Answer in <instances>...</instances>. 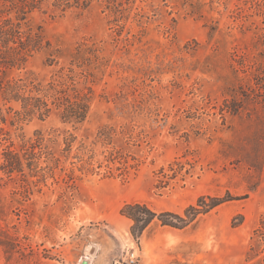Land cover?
Returning a JSON list of instances; mask_svg holds the SVG:
<instances>
[{
	"label": "rangeland",
	"instance_id": "1",
	"mask_svg": "<svg viewBox=\"0 0 264 264\" xmlns=\"http://www.w3.org/2000/svg\"><path fill=\"white\" fill-rule=\"evenodd\" d=\"M194 1L199 9L185 0H117L118 9L92 0L62 11L50 0L29 15L25 29L52 48L21 69L0 58L2 79L32 73L49 82L82 42L100 49L106 67L94 82L80 80L94 90L80 125L57 112L19 120L0 100L8 118L0 264H131L133 252L135 264H264V0ZM40 137L44 178L25 154ZM8 146L23 172L2 169ZM78 157L92 158L83 167ZM206 195L230 201L184 229L156 220L137 239L122 214L145 203L183 215Z\"/></svg>",
	"mask_w": 264,
	"mask_h": 264
},
{
	"label": "trees",
	"instance_id": "2",
	"mask_svg": "<svg viewBox=\"0 0 264 264\" xmlns=\"http://www.w3.org/2000/svg\"><path fill=\"white\" fill-rule=\"evenodd\" d=\"M50 0H1L0 6V58L7 66L21 69L28 58L34 53L51 50L52 45L41 33L26 30L25 25L30 14L42 9ZM92 0H54L53 6L65 11L73 7L86 8ZM113 8L123 7L117 0H108ZM185 5L199 9L200 4L194 0H185ZM120 11V10H118ZM100 49L95 44L80 43L71 51L69 67H62L49 82H40L32 73L5 81L0 77V100L4 106H9L19 120L33 117L46 119L57 112L65 122L83 124L87 121L94 101V90L86 86L80 88L82 78L86 84L94 82L96 76L104 74L106 67L104 58L99 54ZM60 50L52 51L51 56H59ZM54 60V59H52ZM77 70L81 71L79 77ZM85 84V83H84ZM235 112V111H233ZM8 118L4 115L0 104V141L8 132L3 125ZM76 137L70 135L66 139V151L71 152ZM25 154L33 156L31 170L35 176L44 178L43 169L36 163L37 157L45 153L47 146L45 138L40 137L35 142L25 145ZM26 156V155H24ZM5 162L2 169L7 174L23 172L22 157L8 146L4 150ZM92 157H89L91 159ZM83 167L88 163L78 157ZM90 164V163H89ZM229 197L202 196L195 205L184 210L183 215L172 212L158 213L145 203L128 204L122 209V214L133 222L132 235L139 239L143 233L158 220L162 226L184 229L202 215H206L222 204L230 201Z\"/></svg>",
	"mask_w": 264,
	"mask_h": 264
},
{
	"label": "built area",
	"instance_id": "3",
	"mask_svg": "<svg viewBox=\"0 0 264 264\" xmlns=\"http://www.w3.org/2000/svg\"><path fill=\"white\" fill-rule=\"evenodd\" d=\"M136 261H137V256H136V253L133 252L131 255H129L128 262L131 264H135Z\"/></svg>",
	"mask_w": 264,
	"mask_h": 264
},
{
	"label": "water",
	"instance_id": "4",
	"mask_svg": "<svg viewBox=\"0 0 264 264\" xmlns=\"http://www.w3.org/2000/svg\"><path fill=\"white\" fill-rule=\"evenodd\" d=\"M83 264H89V263H88V261H84V263H83Z\"/></svg>",
	"mask_w": 264,
	"mask_h": 264
}]
</instances>
